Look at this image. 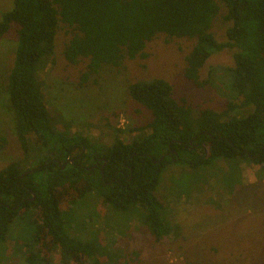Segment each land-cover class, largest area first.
I'll return each instance as SVG.
<instances>
[{
	"label": "trees",
	"instance_id": "1",
	"mask_svg": "<svg viewBox=\"0 0 264 264\" xmlns=\"http://www.w3.org/2000/svg\"><path fill=\"white\" fill-rule=\"evenodd\" d=\"M218 15L227 23L223 41L212 30ZM60 28L69 33L64 59L85 63L80 85L102 66L145 58L147 43L162 35L165 41L192 39L184 78L199 88L224 82L230 97L219 111L202 107L195 113L184 98L173 96L166 79H138L128 85V94L151 116L134 128L139 139L126 142L115 134L105 145L59 130L57 122L66 121L50 114L37 75L55 64ZM8 33L16 43L5 105L23 159L0 168V243L14 219L33 209L36 252L25 255V264L48 262L53 250L73 264H100L91 244L66 232L61 216L62 205L82 203L89 193L114 211L136 214L160 240L170 227L155 191L167 165L196 171L222 159L226 172L246 161L264 173V0H11L0 16V38ZM223 49H234L233 64L212 66L201 79L210 55Z\"/></svg>",
	"mask_w": 264,
	"mask_h": 264
},
{
	"label": "rangeland",
	"instance_id": "2",
	"mask_svg": "<svg viewBox=\"0 0 264 264\" xmlns=\"http://www.w3.org/2000/svg\"><path fill=\"white\" fill-rule=\"evenodd\" d=\"M10 7L11 0H0V16ZM226 27L218 15L212 30L219 41L225 40ZM68 38L69 33L60 28L55 39V64L39 69L37 75L44 82L50 114L66 121V125L57 122L59 130L87 135L92 142L105 145L115 134L126 142L139 139L141 133L134 128L145 125L151 116L128 94V85L138 79H166L173 87V96L184 98L195 113L202 107L219 111L230 97L224 82L215 80L199 88L184 78V56L192 39L165 41L158 35L147 43L145 58L127 60L120 67L102 66L80 85L85 63L70 64L64 59L62 49ZM15 43L13 33L0 38V136L5 138L0 141V168L23 159L4 94ZM233 50L212 53L200 70V78H207L212 66L232 65ZM227 170L228 163L222 159L196 171L182 164L167 165L155 191L162 204L163 223L170 227L169 234L160 240L154 239L139 216L114 211L94 193L82 203L61 206L64 228L70 236L91 244L93 257L100 264H264L263 170L246 161ZM33 215L34 210L28 209L10 224L6 240L0 243V264H25V255L36 252ZM50 255L48 262L38 259L35 264H73L59 250Z\"/></svg>",
	"mask_w": 264,
	"mask_h": 264
},
{
	"label": "water",
	"instance_id": "3",
	"mask_svg": "<svg viewBox=\"0 0 264 264\" xmlns=\"http://www.w3.org/2000/svg\"><path fill=\"white\" fill-rule=\"evenodd\" d=\"M175 155H176V154H175ZM161 158H162V157H161ZM161 158H160V159H161ZM33 198H34V197H33Z\"/></svg>",
	"mask_w": 264,
	"mask_h": 264
}]
</instances>
